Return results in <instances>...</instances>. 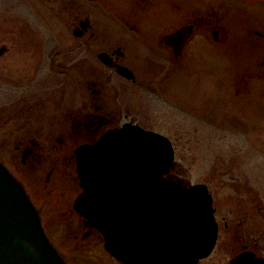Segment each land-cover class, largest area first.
Returning a JSON list of instances; mask_svg holds the SVG:
<instances>
[{
  "label": "flooded vegetation",
  "instance_id": "1",
  "mask_svg": "<svg viewBox=\"0 0 264 264\" xmlns=\"http://www.w3.org/2000/svg\"><path fill=\"white\" fill-rule=\"evenodd\" d=\"M198 58L213 61L186 66ZM158 114L219 140L213 175L195 183L217 226L197 264L219 249L224 264L244 252L264 264V0H0V163L20 182L13 170H68L81 240L103 237L74 210L75 150L130 124L167 137L175 159L170 136L142 123ZM223 133L238 136L229 153ZM176 167L166 177L194 185Z\"/></svg>",
  "mask_w": 264,
  "mask_h": 264
},
{
  "label": "water",
  "instance_id": "2",
  "mask_svg": "<svg viewBox=\"0 0 264 264\" xmlns=\"http://www.w3.org/2000/svg\"><path fill=\"white\" fill-rule=\"evenodd\" d=\"M83 191L74 208L122 264H197L216 241L207 189L166 177L170 141L125 124L75 150ZM244 252L229 264H262ZM0 264H66L23 185L0 163Z\"/></svg>",
  "mask_w": 264,
  "mask_h": 264
},
{
  "label": "rangeland",
  "instance_id": "3",
  "mask_svg": "<svg viewBox=\"0 0 264 264\" xmlns=\"http://www.w3.org/2000/svg\"><path fill=\"white\" fill-rule=\"evenodd\" d=\"M230 34L233 37L238 36L240 27L234 26ZM228 57L221 60L223 68L224 66L231 68L237 60L235 53ZM188 61L190 63L186 66L195 67L198 70L207 67V61L212 62L213 59L204 61V59L198 58ZM189 79L192 80L190 76ZM158 104L164 105L165 103L159 102ZM148 105L154 108L153 103L150 102ZM157 116L156 118L150 116L142 123L149 129L170 136L175 146L174 160L177 164L176 171L179 177L190 184H195L203 181L205 172L209 174L207 177L213 175V160L217 149L216 144L219 143V140L208 137L202 138L198 131L203 126L198 121L189 118L190 120L187 119L184 122L181 120L172 122L159 114ZM233 136L237 135L223 133L221 142L226 153H229L228 148L233 146L235 141ZM239 141L242 142L243 138L238 139V143ZM202 154L205 155L204 158ZM47 167L45 165L41 166L40 169L19 170L16 172L13 170V172L19 177L31 201L38 208L41 223L51 243L70 264H118L105 251L102 240L94 237H88L85 240L80 239L82 230L78 233L74 230L76 226L78 227L80 218L76 216L71 206L72 198L77 191L74 190L76 181L72 183L68 178V170L61 168L51 171L52 174L47 179L48 172H50ZM68 206L71 210L69 212L66 211ZM226 261L223 250L219 249L209 259L202 261L200 264H224Z\"/></svg>",
  "mask_w": 264,
  "mask_h": 264
}]
</instances>
